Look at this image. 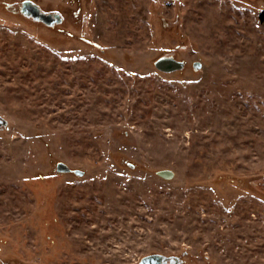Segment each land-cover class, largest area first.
Masks as SVG:
<instances>
[{
  "label": "rangeland",
  "instance_id": "rangeland-1",
  "mask_svg": "<svg viewBox=\"0 0 264 264\" xmlns=\"http://www.w3.org/2000/svg\"><path fill=\"white\" fill-rule=\"evenodd\" d=\"M36 1L0 0V264H264V0Z\"/></svg>",
  "mask_w": 264,
  "mask_h": 264
},
{
  "label": "flooded vegetation",
  "instance_id": "flooded-vegetation-1",
  "mask_svg": "<svg viewBox=\"0 0 264 264\" xmlns=\"http://www.w3.org/2000/svg\"><path fill=\"white\" fill-rule=\"evenodd\" d=\"M7 12L13 16L19 15L20 18L30 20L32 22L43 24L47 27H54L60 25L66 19V9L58 7L57 9L43 8L36 0H19L17 3H11L9 0H1ZM95 0H74L71 3L74 6L73 11L69 15H72L77 20L85 21V15H89L93 9H95ZM157 2V1H155ZM27 6L36 8L40 14H44L48 17V22L34 19L33 15L24 14L27 12ZM28 13V12H27ZM264 15V13H263ZM262 15V16H263ZM59 21V22H55ZM96 44V43H94ZM168 54V53H167ZM175 55V54H174ZM175 58L178 59L175 55ZM192 64V68L196 71L201 67V63ZM152 254V253H151ZM162 254V253H160ZM139 262V261H138ZM146 264H211L208 262L204 263V258L197 260L186 254V252H179L175 254H162L150 259Z\"/></svg>",
  "mask_w": 264,
  "mask_h": 264
},
{
  "label": "water",
  "instance_id": "water-1",
  "mask_svg": "<svg viewBox=\"0 0 264 264\" xmlns=\"http://www.w3.org/2000/svg\"><path fill=\"white\" fill-rule=\"evenodd\" d=\"M26 9L28 10L27 12L24 11V14H30L33 15L34 19L36 20H41L44 22H48V19L46 17V15L44 14H40L38 12V10L36 8H31L30 6H27ZM55 22H59V21H55ZM197 64V63H195ZM153 65L154 67L163 73H171L174 71H179V70H183L185 67V62L183 60H177L175 58V55L173 52H170L168 54L165 55H161L159 57H157L154 61H153ZM200 68V66H199ZM8 127V121L6 119H4L1 115H0V130L4 131L6 128ZM130 167H132V164H128ZM54 171L56 174H71L74 175L77 178H81L85 175V171L82 169H78V168H72L70 167L68 164H66L65 162L61 161V160H56L54 163ZM152 173L154 175H156L159 178H162L164 180H172L175 176L174 171L169 168V167H162V168H157V169H153ZM162 255L160 253H152V254H148L145 255L143 257H141V259L139 260V262L135 263V264H146L150 259Z\"/></svg>",
  "mask_w": 264,
  "mask_h": 264
},
{
  "label": "trees",
  "instance_id": "trees-1",
  "mask_svg": "<svg viewBox=\"0 0 264 264\" xmlns=\"http://www.w3.org/2000/svg\"><path fill=\"white\" fill-rule=\"evenodd\" d=\"M163 55V54H162Z\"/></svg>",
  "mask_w": 264,
  "mask_h": 264
}]
</instances>
